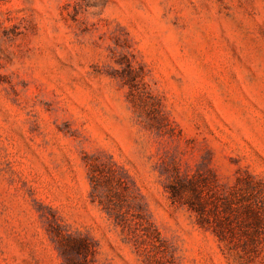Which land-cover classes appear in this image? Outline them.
Returning a JSON list of instances; mask_svg holds the SVG:
<instances>
[{"label":"rangeland","instance_id":"rangeland-1","mask_svg":"<svg viewBox=\"0 0 264 264\" xmlns=\"http://www.w3.org/2000/svg\"><path fill=\"white\" fill-rule=\"evenodd\" d=\"M263 183L264 0H0V264H264Z\"/></svg>","mask_w":264,"mask_h":264},{"label":"trees","instance_id":"trees-1","mask_svg":"<svg viewBox=\"0 0 264 264\" xmlns=\"http://www.w3.org/2000/svg\"><path fill=\"white\" fill-rule=\"evenodd\" d=\"M263 186H264V183H263ZM263 216H264V214H263L262 210L256 211L255 221L257 223H259L263 219ZM80 243H81V246H82V243H84V241H81Z\"/></svg>","mask_w":264,"mask_h":264}]
</instances>
